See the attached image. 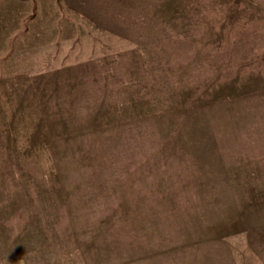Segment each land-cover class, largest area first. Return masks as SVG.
Instances as JSON below:
<instances>
[{
    "label": "rangeland",
    "instance_id": "374dc122",
    "mask_svg": "<svg viewBox=\"0 0 264 264\" xmlns=\"http://www.w3.org/2000/svg\"><path fill=\"white\" fill-rule=\"evenodd\" d=\"M0 264H264V0H0Z\"/></svg>",
    "mask_w": 264,
    "mask_h": 264
}]
</instances>
